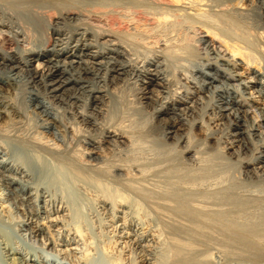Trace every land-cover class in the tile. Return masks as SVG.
<instances>
[{
	"label": "bare ground",
	"instance_id": "1",
	"mask_svg": "<svg viewBox=\"0 0 264 264\" xmlns=\"http://www.w3.org/2000/svg\"><path fill=\"white\" fill-rule=\"evenodd\" d=\"M243 1L0 0V264H264V0L249 25Z\"/></svg>",
	"mask_w": 264,
	"mask_h": 264
},
{
	"label": "rangeland",
	"instance_id": "2",
	"mask_svg": "<svg viewBox=\"0 0 264 264\" xmlns=\"http://www.w3.org/2000/svg\"><path fill=\"white\" fill-rule=\"evenodd\" d=\"M240 1V2H239ZM234 2H237V3H234ZM243 2V3H242ZM255 2V3H254ZM232 3H234L235 5H237L238 3L240 4L241 3V5L242 6H244V4H245V1H243V0H233V2ZM254 4V5H253ZM256 4V1H252L251 2V4L249 5V6H247L246 8H248L247 9V11H245V14H244V20H245V22H247V24L249 25V23H256L257 22V20H258V16H259V13H258V9H259V11L261 10V8H260V3L257 1V4ZM238 6H240V5H238ZM237 6V7H238ZM241 8V7H240ZM245 8V9H246ZM252 10V11H251ZM250 12V13H249ZM256 13V14H255ZM248 15V16H247ZM258 15V16H257ZM116 17L117 16H115V17H108L109 18V20H108V18H107V20L109 21L108 23L109 24H111L112 25V23H115L116 24V22L118 21V20H120V19H118V17H117V19H116ZM256 18H257V20H256ZM117 21H116V20ZM112 22V23H111ZM119 22V21H118ZM115 24H113L114 26H116ZM112 25V26H113ZM114 26H113V28H114ZM264 26V25H263ZM263 28V27H262ZM264 29V28H263ZM260 31H262V33H261V38L264 40V30H262V29H260ZM251 39V38H250ZM252 41H256L255 39L253 40L252 39ZM256 52H258L259 54L261 53L262 54V56L264 57V49L263 50H258V51H256ZM199 55L197 54V57H198ZM244 68H245V65L243 64V66H242V68H240L239 69V71L240 72H242V78H245V70H244ZM253 97L255 98V99H259V97H257L256 96V94H254L253 95ZM253 103H255L256 104V101L254 102V101H252ZM220 127V128H219ZM221 127L222 126H218L217 128L215 127V129H216V131L218 132L220 129H221ZM219 136V135H218ZM200 138L201 137V139H202V136L201 135H195V138ZM199 140L200 139H193V137H192V141H195V142H199ZM152 145H151V144ZM193 143V142H192ZM145 144V146L143 147V148H145V149H143L142 151H143V153L145 152V153H148L149 151H150V148H151V151H154V150H156V149H159V148H163L162 146H157V145H154L155 143H153V142H147V143H144ZM146 145H148V146H146ZM150 146V148L149 149H147L148 147ZM145 150V151H144ZM148 152H147V151ZM141 151V150H140ZM218 155V156H217ZM210 156L212 157L211 159H210ZM218 157V158H217ZM209 158V159H208ZM208 158H207V160H208V163L209 164H207L208 166L210 165V169L212 170L213 168H215V169H213V173H215L216 172V174H217V172L219 173V172H221L222 171V169L224 168V170H225V167H223L222 169H220L224 164H223V161H221L222 159L220 158V156H219V154H218V152L217 151H215V152H212L209 156H208ZM221 160H220V159ZM206 160V161H207ZM211 161V162H210ZM214 161V162H213ZM212 163V164H211ZM216 163V164H215ZM220 163H222L223 165H221V167H220ZM211 165H212V167H211ZM216 166V167H213V166ZM217 165H218V168H217ZM228 166H229V164H227ZM234 166V167H233ZM233 166H230V167H228V169H229V173H231V170H234V168H235V165H233ZM237 166V165H236ZM56 170H61V169H58V166H55L54 167ZM216 168H217V170H219V171H215L216 170ZM221 170V171H220ZM235 171H237V168L235 169ZM233 172V171H232ZM233 174H234V177H237L238 175V173L237 172H233ZM62 177H63V180H64V186L66 187V188H68V192H69V194L71 195V196H73V197H75L78 201H80V202H83L84 201V204H83V208L82 209H80L79 210V212L78 211H76V212H78L79 213V216H80V220L82 221V223H84L85 224V227L86 228H88L87 229V231L88 232H90V233H93L92 235L95 237H92V238H90V239H88L90 242H93L92 243V245L94 246V248H95V250L97 251V252H99V254H103V253H101V252H103L102 251V249H101V247L103 246V242L105 243V233H103L104 232V227H102V222L96 217V216H93L92 217V213H90V212H92L93 210V208L91 209V207L93 206H91V202L88 200V199H85V197L83 196V195H81V194H79V192H77L74 188H73V190L71 189V187L70 186H68V185H70V181L68 180V178H70V175H68L67 173H65V172H63L62 174ZM107 186H109V185H107ZM119 187V186H118ZM117 186H116V188L120 191V189L118 188ZM111 188V185L108 187V189H110ZM122 190V189H121ZM124 191H126L125 189H123ZM122 190V192L123 193H126V192H124ZM86 201H88V202H86ZM86 205H87V207L88 208H86ZM91 206V207H90ZM82 210V211H81ZM84 210V211H83ZM89 210H90V212H89ZM88 215L91 217L90 219H89V217H88ZM96 220V221H95ZM101 222V223H100ZM92 223V224H91ZM91 225H92V227H91ZM101 227H102V229H101ZM100 229V230H99ZM103 230V231H102ZM106 230V229H105ZM101 231L102 233H103V235H101L102 233L99 232ZM98 235H101V236H98ZM98 237V238H97ZM101 242V243H100ZM25 242H23L22 241V243L21 244H24ZM102 245V246H101ZM80 246H82L80 243H78V248L80 247ZM94 250V249H93ZM49 257L50 258H54L53 256H50L49 255Z\"/></svg>",
	"mask_w": 264,
	"mask_h": 264
}]
</instances>
